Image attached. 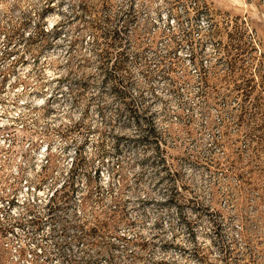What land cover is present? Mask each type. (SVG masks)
Wrapping results in <instances>:
<instances>
[{
	"label": "rangeland",
	"instance_id": "1",
	"mask_svg": "<svg viewBox=\"0 0 264 264\" xmlns=\"http://www.w3.org/2000/svg\"><path fill=\"white\" fill-rule=\"evenodd\" d=\"M0 264H264V0H0Z\"/></svg>",
	"mask_w": 264,
	"mask_h": 264
}]
</instances>
